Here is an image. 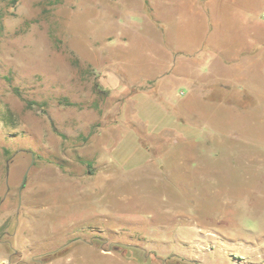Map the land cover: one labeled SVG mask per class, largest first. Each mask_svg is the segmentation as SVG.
<instances>
[{
	"label": "rangeland",
	"instance_id": "rangeland-1",
	"mask_svg": "<svg viewBox=\"0 0 264 264\" xmlns=\"http://www.w3.org/2000/svg\"><path fill=\"white\" fill-rule=\"evenodd\" d=\"M246 229L264 0H0V264H190Z\"/></svg>",
	"mask_w": 264,
	"mask_h": 264
},
{
	"label": "crops",
	"instance_id": "crops-1",
	"mask_svg": "<svg viewBox=\"0 0 264 264\" xmlns=\"http://www.w3.org/2000/svg\"><path fill=\"white\" fill-rule=\"evenodd\" d=\"M246 232L237 240L201 236L192 243L186 258L192 261L190 264H264V232Z\"/></svg>",
	"mask_w": 264,
	"mask_h": 264
},
{
	"label": "water",
	"instance_id": "water-1",
	"mask_svg": "<svg viewBox=\"0 0 264 264\" xmlns=\"http://www.w3.org/2000/svg\"><path fill=\"white\" fill-rule=\"evenodd\" d=\"M25 178H26V175H25V177H24V180H25ZM25 185V181H23V185H22V187Z\"/></svg>",
	"mask_w": 264,
	"mask_h": 264
}]
</instances>
